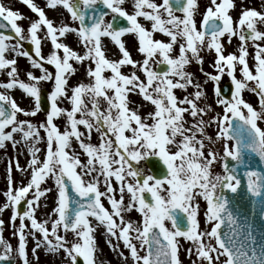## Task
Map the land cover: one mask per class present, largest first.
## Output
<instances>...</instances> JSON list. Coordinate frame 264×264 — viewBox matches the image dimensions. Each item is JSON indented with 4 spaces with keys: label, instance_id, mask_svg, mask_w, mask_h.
<instances>
[{
    "label": "snow or ice",
    "instance_id": "obj_1",
    "mask_svg": "<svg viewBox=\"0 0 264 264\" xmlns=\"http://www.w3.org/2000/svg\"><path fill=\"white\" fill-rule=\"evenodd\" d=\"M22 3L38 17L27 30L18 24L24 16L0 2V150L7 157L8 146L13 149V156L7 157V188L0 193L5 197L0 213L10 210L9 226L18 240L13 249L3 237L5 221L0 219V264L14 259L13 251L22 264H31L26 247L29 236L35 259L43 248L50 254L62 250L67 264H77L78 257L83 264H101L102 249L95 235L100 228L110 250L133 264H182L181 238L190 245L186 254L197 258L192 264H264V244L257 245L251 224L239 223L223 193L224 189L237 192L238 169L247 167L245 153L264 162V128L258 126V121L264 120V30L257 26H264V0L260 10L244 6L241 0L235 21L231 15L236 10L235 0H209L203 13L198 0H175V4L173 0H45L48 9L62 8L69 14L70 22L61 18L59 23L34 0ZM197 15L202 17L199 27ZM155 33L168 41L154 39ZM126 34L138 41L141 60L132 58L122 39ZM68 35L76 37V47L82 48V53L66 42ZM225 37L228 45L233 38L239 41L236 51L225 54ZM105 39L117 49L119 59L107 56ZM42 41L50 42L48 55L42 54ZM25 44L31 45V51ZM176 45L178 54L173 55ZM202 53H214L210 64L214 74L204 71ZM20 58L29 64L25 78L20 75ZM193 61L201 66L206 78L203 83L186 70ZM45 64L53 66L55 73ZM74 64L84 68V79L70 86L78 71ZM125 66H131L128 74L122 72ZM37 69L40 75L34 74ZM224 75L233 89L230 97H225L220 87ZM46 82L51 85L44 94ZM209 82L223 114L206 120L212 105L200 106L198 102L206 99L204 85ZM189 87L193 92H187ZM177 89L187 94L180 98L174 92ZM14 90L30 99L29 109L20 107L11 94ZM245 90L256 95L259 110L242 97ZM136 95L144 103L131 98ZM45 98V119L33 122L29 118L43 111ZM65 102L70 107H62ZM149 103L154 109L142 117L139 111ZM185 113L192 118L191 124ZM61 118L63 131L56 123ZM213 124L218 129L215 138L206 132ZM93 131L99 134L98 145L87 142ZM73 140L79 151L72 147ZM221 140L222 155L215 148ZM41 143L46 146L43 159ZM25 151L28 159L21 166L18 157ZM81 154L86 160L80 159ZM149 155L159 157L165 165L162 178L133 166V161ZM229 158L234 161L231 166ZM216 162H222L223 174L211 171ZM14 168L24 173L26 183L24 179L15 181ZM244 175L248 192L264 208V173L249 168ZM113 178L118 188H114ZM49 179L52 186L42 187ZM52 193L51 211L38 218L37 212L47 207ZM145 193L150 194L151 202ZM200 197L206 201L205 223L210 225L204 229L198 219ZM22 201L24 209L20 211ZM134 208L142 217L140 222L126 219ZM175 209L184 217L178 219ZM260 215L264 219V211ZM224 225L227 232L222 231ZM121 242L128 256L119 250Z\"/></svg>",
    "mask_w": 264,
    "mask_h": 264
},
{
    "label": "rangeland",
    "instance_id": "obj_2",
    "mask_svg": "<svg viewBox=\"0 0 264 264\" xmlns=\"http://www.w3.org/2000/svg\"><path fill=\"white\" fill-rule=\"evenodd\" d=\"M0 2H2L5 6L11 8L12 10L18 11L19 13H21L24 16V19L19 20L18 24L21 25L25 30H27L31 21H34L38 18L36 16V14H34L26 5H24L22 3V0H0ZM34 2L38 6L43 7L45 9L46 15L50 19H53L55 23H59L61 18H63V20L65 22H70L69 21V14L67 13L66 10H63L62 8H58L56 11L50 10L47 7H45V0H34ZM158 2H160V0H158ZM198 3H199V10L201 13H203L205 8H206V5L209 3V0H198ZM235 3H236V10L231 12V15L233 16L234 21L236 19H238V13H239V10L241 7V0H235ZM244 6L256 7L257 10H260L261 0H244ZM127 10L130 12L131 8L129 7V8H127ZM177 15H181V13L177 12ZM106 19H111V17H106ZM196 19H197V26L199 27L200 20L202 19V17L200 15H197ZM141 22L142 23L144 22L142 18H141ZM257 26L260 30H264V26L259 25V24ZM153 38L154 39H160L164 42H167L169 39L168 37H166L162 34H159V33H155ZM61 39H63V38H61ZM75 39H76V37H74L73 35H68L66 42L69 45H71L74 48V50H77L78 52L82 53L83 49L76 47ZM122 39L126 42V47L130 51L132 58L134 60H141L142 55L139 54L137 51L138 41L133 37V35L132 34H126L124 37H122ZM223 40L225 41V49H226L225 54H227L229 52L236 51V45L239 43V41L236 38H233V43L231 45H228L226 43L227 37L223 38ZM104 43L108 45V51L106 53L107 56L111 59H119L120 54L118 53V51L115 47H113L111 44H109L108 39H105ZM50 47H51V45H50L49 41H42V54L48 55L49 51H50ZM227 49H228V52H227ZM252 51H253V49L250 48L249 49L250 66L252 63V61H251ZM177 54H178V45L174 46V52H173V55H177ZM202 55L204 56V63L202 65L204 71L214 74V69L212 67H210V64L212 63V61L214 59V53H202ZM18 63H19L21 78H25L24 70L29 67V64L25 58H20L18 60ZM74 66L78 67V71L70 79V81H69L70 86L75 85L78 81H81L84 79V71H85L84 68L81 66L75 65V64H74ZM45 67H47L49 69V71L53 72V74L55 73V69L53 66L45 64ZM200 67H201L200 65H198L197 63H195L193 61L188 66H186V70L189 72H192L194 74V77L196 79H198L201 83H203V81L206 78L202 74V72L200 71ZM130 71H131V66H125L122 68V72L125 74H128ZM34 74L40 75L39 70L38 69L34 70ZM110 74H111L110 72L105 73V75H110ZM236 75L239 78V75H240L239 71H237ZM141 78L143 79V76ZM0 79H2V77H0ZM85 82H87V81L85 80ZM227 82H230V80L227 77V75H224L222 80H221L220 87L223 86ZM50 85H51V82L43 83L42 91L43 90H47V92L50 91ZM204 90L206 92V99H202L201 101H199L198 102L199 105L200 106H204L205 104H211L212 105V111L209 112L204 118L207 120L211 116L215 115L216 113H220L222 115L223 114L222 106L215 104V97L213 95V83L209 82L208 84L204 85ZM174 92L180 98H182L184 95L187 94V93L182 92L178 89L174 90ZM187 92L188 93L193 92V88L189 87ZM11 94L14 96L15 99H17L20 107L25 108V109L30 108L31 101H30V99H25L22 97L21 90H14ZM242 97L245 99L246 102H249V103L251 100H253L254 104H252V105L257 110H259L258 99L254 93H252L248 90H245L242 93ZM131 98L137 103H144L139 95L132 96ZM61 106L66 107V108L70 107L67 104V102H65ZM130 107H134V105H130ZM153 109H154V106L150 105V103H149V104H147V106L141 107L139 114L143 117L147 112L152 111ZM245 112H246V110H245ZM185 116H186L189 124H191L192 118L187 113H185ZM19 118L25 119V117L23 115H19ZM29 119H31L33 122L43 121L45 119L44 112L39 113L35 117H30ZM56 123L58 124V126H60L61 131H63L64 123H65L64 120L62 118L57 119ZM148 123H152L151 119L148 120ZM258 126H260L261 128H264V120L258 121ZM80 130L84 131L83 126H80ZM217 131H218V129H217L215 124H213L212 126H209L206 129L207 134L212 136L213 138H215ZM41 135H44L43 131H41ZM110 138H112L114 140V137H110ZM87 142H91L94 145H98L100 142L99 141V134L96 133L95 131H93L90 141H87ZM223 143H224V141L221 140V141L216 142V144H215V148L220 151L221 155L223 154L222 153ZM229 143L233 144L232 141H230ZM40 147H41V152L39 153V155H40L41 159H43L46 146L43 143H41ZM72 147L79 151L78 145L75 142V140L72 141ZM173 150H175V149H173ZM205 153L207 154V147L205 148ZM11 156H13V149H12L11 145H9L7 148V157H11ZM7 157L5 156V153L3 152V150H0V193L5 191L7 188V182L5 179L6 164L8 162ZM146 158H141L139 161H133L132 164L134 167H138L140 169H143L145 174H151L148 167L146 166V162H145ZM27 159H28V154L25 151L23 154L19 155L18 163L21 166H24L26 164ZM80 159L82 161H84V160H86V156L84 154H81ZM211 171L214 174H223L222 162L214 163ZM12 175H13L15 181H17V182L21 181L22 179H24L25 183L27 182L26 178H24V173L20 172V171H16L15 168L13 169ZM44 186L51 187L52 186V180L51 179L47 180L46 184L42 185V187H44ZM113 186H114V188H118V185L115 182L114 178H113ZM101 190H103L102 186H101ZM218 192H219V190H218ZM145 194H147V193H145ZM162 194H164V193H162ZM54 195H55V193H52L49 195V198L46 201L47 207H41L39 209V211L37 212L38 218L43 217L45 213H48L51 211V209L53 207ZM116 195H117V198H119L118 192L116 193ZM28 198H31V193H29ZM128 200H129V196L126 193L125 194V203H127ZM4 201H5V197L2 194H0V205H2V203ZM198 202H199L198 219H199V223H200V228L204 229L205 227H210V225H206V223H205L204 212L206 210V201H204L203 198L200 197V198H198ZM42 203H44L43 200H42ZM102 203L104 204V206L106 208H108L111 211L110 205L108 204V201L105 198H102ZM10 214H11L10 210H5L3 213H0V219H3L5 221V226H4L5 230L3 232V237L5 239H7L11 243V245L13 246V249H15L17 247L18 240L16 237H14L12 235V229L9 226ZM90 219H92V218H90ZM126 219L140 222L142 220V217L134 208L130 213L127 214ZM18 222L19 221L17 220L16 223H18ZM117 222H119V221H117ZM93 223H95L94 220H93ZM166 223H169V226H170V222H166ZM103 231H104V229L100 228L96 231V234H95L99 248L102 249V251L99 254V261L101 262V264H133L131 259H128L125 262L124 260H122L121 258L118 257L116 252L110 250L108 244L105 243V237L103 235H101V233ZM68 238L71 239L70 233L68 234ZM113 243H116L115 239H113ZM180 243H181V247L179 250V258L181 259L182 264H192V262L197 259L196 256L193 255L190 258L185 252V249H187L190 245L188 243H186L182 238L180 240ZM26 247H27L28 258H29L31 264H67V261L64 260V253L62 250L59 252V254H50V253H46L44 251V249L41 248L37 252L39 259H35L31 253V249L33 247V240H32L31 236L28 237ZM119 250L123 251L125 253V256H128V250L123 247L122 242L120 243ZM2 252H3V247L0 246V253H2ZM141 254H144L143 251L141 252ZM12 256L15 257L17 264H22L21 259L16 255L15 251H13ZM221 259H223V258H221Z\"/></svg>",
    "mask_w": 264,
    "mask_h": 264
},
{
    "label": "water",
    "instance_id": "obj_3",
    "mask_svg": "<svg viewBox=\"0 0 264 264\" xmlns=\"http://www.w3.org/2000/svg\"><path fill=\"white\" fill-rule=\"evenodd\" d=\"M173 4H175V0H173ZM97 8L103 11H108L103 5H97ZM121 24H125V21H120ZM26 48L31 51V45L26 44ZM166 66H161V70H165ZM231 84H226L223 88V94L225 97H230L232 92ZM42 93L46 94L47 91L43 90ZM43 111H47L48 103L46 98L42 102ZM235 143V142H234ZM247 167L241 166L238 169L239 175L238 179L240 180V184L237 187V192L232 193L228 189H224L223 193L229 199L228 207L238 216L239 223L244 224L245 221L253 226V234L256 237L257 245L264 244V219L261 218V211H264L262 208L251 196L248 192V179L244 175V172L247 171L249 168L255 169L264 173V162H261L259 157L255 154L249 156L248 153H245L244 157ZM229 165L231 166L234 161L229 158L228 160ZM147 165L151 169L153 175L157 178H162L163 175L166 173V167L161 161L159 157L151 156L147 158ZM220 194V193H219ZM148 202H151V197L149 194L145 196ZM20 211L24 209V202H21V205L18 206ZM177 218L181 219L184 217V213L180 209L174 210ZM186 224V221H185ZM222 231L227 232L228 228L226 225L222 226ZM2 264H15V259H7L2 262ZM77 264H83L82 258L77 259Z\"/></svg>",
    "mask_w": 264,
    "mask_h": 264
},
{
    "label": "bare ground",
    "instance_id": "obj_4",
    "mask_svg": "<svg viewBox=\"0 0 264 264\" xmlns=\"http://www.w3.org/2000/svg\"><path fill=\"white\" fill-rule=\"evenodd\" d=\"M227 52H228V49H227ZM250 103H251V104H254V101L251 100ZM125 135H130V133L126 132Z\"/></svg>",
    "mask_w": 264,
    "mask_h": 264
},
{
    "label": "flooded vegetation",
    "instance_id": "obj_5",
    "mask_svg": "<svg viewBox=\"0 0 264 264\" xmlns=\"http://www.w3.org/2000/svg\"><path fill=\"white\" fill-rule=\"evenodd\" d=\"M145 162H146V160H145ZM147 166V165H146Z\"/></svg>",
    "mask_w": 264,
    "mask_h": 264
}]
</instances>
